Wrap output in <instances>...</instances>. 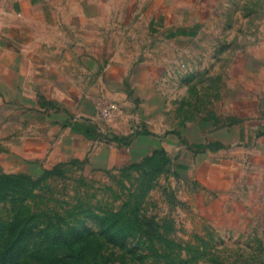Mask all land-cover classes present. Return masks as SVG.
<instances>
[{
    "label": "crops",
    "instance_id": "crops-1",
    "mask_svg": "<svg viewBox=\"0 0 264 264\" xmlns=\"http://www.w3.org/2000/svg\"><path fill=\"white\" fill-rule=\"evenodd\" d=\"M134 166L264 227V0H0V172Z\"/></svg>",
    "mask_w": 264,
    "mask_h": 264
},
{
    "label": "rangeland",
    "instance_id": "rangeland-1",
    "mask_svg": "<svg viewBox=\"0 0 264 264\" xmlns=\"http://www.w3.org/2000/svg\"><path fill=\"white\" fill-rule=\"evenodd\" d=\"M18 181L0 199V264H264L263 226L200 225L162 168L109 178L66 167Z\"/></svg>",
    "mask_w": 264,
    "mask_h": 264
},
{
    "label": "trees",
    "instance_id": "trees-1",
    "mask_svg": "<svg viewBox=\"0 0 264 264\" xmlns=\"http://www.w3.org/2000/svg\"><path fill=\"white\" fill-rule=\"evenodd\" d=\"M55 170H45L43 173H49V172H54ZM4 174V173H3ZM25 174H14V175H9V174H4L0 176V199L4 197V194L8 191H12L14 188V185L17 184L23 177L25 178Z\"/></svg>",
    "mask_w": 264,
    "mask_h": 264
},
{
    "label": "built area",
    "instance_id": "built-area-1",
    "mask_svg": "<svg viewBox=\"0 0 264 264\" xmlns=\"http://www.w3.org/2000/svg\"><path fill=\"white\" fill-rule=\"evenodd\" d=\"M118 110L119 107L115 103L107 102L101 107L100 112L104 118H111L114 117L115 113L118 112Z\"/></svg>",
    "mask_w": 264,
    "mask_h": 264
}]
</instances>
